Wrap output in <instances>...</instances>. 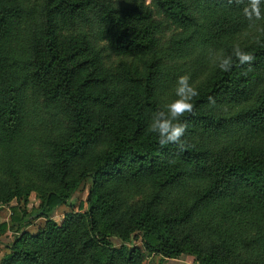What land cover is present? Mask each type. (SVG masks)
I'll use <instances>...</instances> for the list:
<instances>
[{"label":"trees","instance_id":"obj_1","mask_svg":"<svg viewBox=\"0 0 264 264\" xmlns=\"http://www.w3.org/2000/svg\"><path fill=\"white\" fill-rule=\"evenodd\" d=\"M154 1L164 20L98 0H0V202L41 200L12 207L0 264H141L134 234L163 259L264 264V18L243 15L248 0ZM235 44L254 60L221 71ZM106 57L120 63L100 79ZM179 75L198 90L183 150L150 130ZM88 178V210L57 224L51 212ZM34 215L46 219L35 234Z\"/></svg>","mask_w":264,"mask_h":264},{"label":"rangeland","instance_id":"obj_2","mask_svg":"<svg viewBox=\"0 0 264 264\" xmlns=\"http://www.w3.org/2000/svg\"><path fill=\"white\" fill-rule=\"evenodd\" d=\"M40 2V4L44 3L46 0H34V2ZM122 1V2H121ZM99 3L102 4H110V3H117L119 7L126 8L127 6L132 9V7L138 8L141 13L140 15L146 17V19H149V15L146 13L148 10L152 11V16L154 19L157 20H164L163 17L160 15L157 5L154 0H98ZM144 13V14H143ZM42 13L37 17V22H40V19L42 17ZM142 22L146 24V19L141 18ZM73 30H78V28H65L63 31L67 34L72 32ZM175 33L173 29L166 28L165 35L162 39L163 42L169 40L171 36ZM98 44L100 46H105L107 43L105 41H98ZM107 47V46H106ZM105 47V48H106ZM106 50V49H105ZM105 52V51H104ZM107 55V54H104ZM201 57L200 50H197L194 54L193 60H197V58ZM133 59V58H128ZM136 61L139 62V59H136ZM120 63V61L114 60V58H105V64L104 69H99L97 76L100 77V79L108 74H112L114 70H116L117 65ZM192 61H187L185 64H183L186 68L191 67ZM190 78V77H189ZM191 82V81H190ZM103 91V89L101 90ZM31 102H35L36 96L34 93L30 95ZM33 161H37V159L32 158ZM92 184V178H88L85 180L77 189V191L74 193L72 199L68 203L60 204L58 205L50 214V217L59 225H62L64 223L65 217L68 213L72 211L76 212H86L88 210L87 205V196L89 193L90 186ZM25 194V193H23ZM24 196H14L8 203L2 204L0 202V226L7 224V228L0 231V262L2 258L10 252V246L13 244L16 236L18 228V223L13 224L12 222V207L14 206H21L22 209L26 210L27 213H32L41 206V200L38 196V193L34 190H30L28 193V203H24L23 201ZM22 198V199H20ZM20 199V201H19ZM146 199V196L134 194L131 196V202L134 205H138L142 203ZM20 208V207H19ZM46 225V219L44 217H41L40 215H34L30 218V225L28 228H26L27 231L30 233H36L40 229L44 228ZM22 234V233H19ZM18 234V235H19ZM112 244L120 248L123 246L122 240H120L118 237H112ZM128 248L132 247H138L140 249V256L137 258L138 261L141 262V264H201L197 258L193 255H184L180 257L179 259H163L160 255L155 254H149L145 251L142 240L140 237H135V234L132 235L130 240H128L125 244Z\"/></svg>","mask_w":264,"mask_h":264},{"label":"clouds","instance_id":"obj_3","mask_svg":"<svg viewBox=\"0 0 264 264\" xmlns=\"http://www.w3.org/2000/svg\"><path fill=\"white\" fill-rule=\"evenodd\" d=\"M261 5L264 0H248L246 6L243 7V15L249 21L260 20L264 18ZM234 59L240 65L250 63L254 60V56L241 49L238 44L233 45L232 54L221 56L218 58V67L221 71L228 72L233 67ZM175 99L167 103L163 110L153 114L150 122V130L156 133L159 138V144L175 145L179 150L184 149L183 137L186 132V123L182 121L185 113L193 112V98L198 95V90L190 84V78L187 75L177 76L175 82ZM210 103L215 104L213 97L209 96Z\"/></svg>","mask_w":264,"mask_h":264}]
</instances>
